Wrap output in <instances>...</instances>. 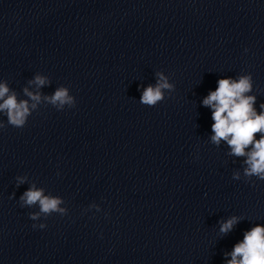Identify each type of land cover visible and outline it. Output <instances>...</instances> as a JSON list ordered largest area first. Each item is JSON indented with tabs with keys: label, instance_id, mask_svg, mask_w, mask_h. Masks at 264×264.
<instances>
[{
	"label": "clouds",
	"instance_id": "clouds-1",
	"mask_svg": "<svg viewBox=\"0 0 264 264\" xmlns=\"http://www.w3.org/2000/svg\"><path fill=\"white\" fill-rule=\"evenodd\" d=\"M247 51V50H245ZM156 83L145 87L141 93L139 102L148 107H155L165 99V92L171 93L175 85L169 81V77L163 71L156 72ZM29 85H34L37 91L23 88V95L28 99H18L16 91L10 89L7 81H0V114L6 117L7 124L16 128H23L32 112L37 110L41 103H47L57 111H62L67 106L73 108L76 100L70 94L68 87L59 86L51 95H43L39 89L51 81L48 77L36 74ZM253 78L251 73L232 77L220 78L214 91L203 99L205 107L212 110L211 113V142L217 146L221 141L225 142L230 152L228 155L244 157L243 176L246 181L252 177L264 181V103L260 105L258 112L255 105L257 97L252 93ZM5 127L0 121V128ZM259 134V139H256ZM16 186L19 187L27 181L25 176H17ZM233 179L240 180L239 171L233 172ZM15 193L10 198H14ZM64 200L59 196L45 194L43 188L32 183L20 196L22 208L38 206L39 211L29 213L33 221L41 217L47 218L53 213L61 216L67 215L68 209L62 207ZM100 211L99 206H90ZM240 217L232 216L220 224V233H229L234 225L240 221ZM44 229L46 224H33V228ZM227 264H264V224H256L243 234V239L234 244Z\"/></svg>",
	"mask_w": 264,
	"mask_h": 264
}]
</instances>
